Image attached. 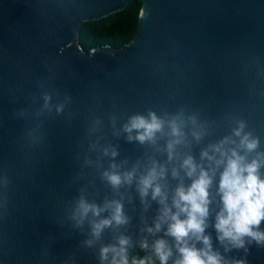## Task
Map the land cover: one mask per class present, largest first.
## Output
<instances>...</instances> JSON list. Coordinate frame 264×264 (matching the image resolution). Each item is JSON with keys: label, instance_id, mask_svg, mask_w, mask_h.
I'll return each mask as SVG.
<instances>
[{"label": "water", "instance_id": "95a60500", "mask_svg": "<svg viewBox=\"0 0 264 264\" xmlns=\"http://www.w3.org/2000/svg\"><path fill=\"white\" fill-rule=\"evenodd\" d=\"M139 1L128 44L87 52L79 44L82 27L135 0H0V264H111L113 253L102 262L101 249L119 248L121 238L128 240L127 260L150 241L147 257L161 264L153 245L163 240L171 250L166 264H176L182 257L167 234L171 221L155 230L164 205L152 189L142 198L139 181L154 164L157 171L164 166L156 183L176 212V189L196 178L183 167L188 157L214 169L202 234L211 252L221 264H264V240L245 236L243 247H234L216 228L231 150L243 163L258 161L264 179V0ZM150 111L163 118V130L154 142L129 140L123 125ZM173 118L182 122L180 137L171 136ZM241 122L242 135L258 140L252 151L234 134ZM175 139L181 142L170 160L167 144ZM205 151L223 163L202 158ZM106 171L133 178L113 187ZM81 198L101 208L119 201L127 223L94 236L92 222L110 218V210L89 212L78 224ZM254 230L264 233V219ZM184 239L188 247H207L191 233Z\"/></svg>", "mask_w": 264, "mask_h": 264}, {"label": "clouds", "instance_id": "9594fccd", "mask_svg": "<svg viewBox=\"0 0 264 264\" xmlns=\"http://www.w3.org/2000/svg\"><path fill=\"white\" fill-rule=\"evenodd\" d=\"M49 98L45 97L47 102ZM62 106L57 108V111H61ZM193 123H195V118ZM171 129V136L180 137L182 131L178 118H173L167 122ZM165 121L163 118L158 117L155 112L150 111L146 116L133 115L129 117L128 121L123 125V131L128 133L129 140H138L141 143L146 141H155L156 134L163 130ZM244 128L243 122L239 124V127L234 129V134L241 137L240 143L245 146L247 150L252 151L258 145V140L250 139V134L245 133L242 135ZM135 131V136L132 135ZM197 139H199V133H193ZM227 140V138H225ZM181 141L179 139L170 140L167 144V150L169 153V159L173 158V149L176 144ZM225 141H222L223 144ZM214 152L220 153L221 158L227 155L220 145L211 146ZM107 154V150H105ZM113 157L117 155L115 151L111 153ZM207 158L209 161H214L217 166L223 163V159H216L215 155H209L207 151L202 153V158ZM244 157L240 156L235 149L231 150V156L227 159V164L224 167V171L221 173L218 194L223 202V208L217 216L216 228L221 233L219 239L223 242L227 240L234 247H243V237H251L258 242L264 240V233L255 231L261 220L264 219V179H261L258 173L259 163L253 160L251 163H243ZM112 167H115L113 165ZM183 167L186 168V174L189 177L196 176L192 184L185 188L179 186L176 189L175 196L173 197L172 205L177 209L176 212H172V209L167 206V196L162 192L159 183H156L158 178H163L166 172L164 166H154L142 176L139 181V192L142 198L148 195L149 189H152V198L156 199L160 197L159 203L164 205L162 208V215L158 218L155 225V230L159 231L161 228V222L170 220L168 225L167 234L175 237L178 250L181 253V259L176 264H221V260L218 254L211 252V246L209 239L203 236L205 218L208 215L209 200V188L212 184V176L209 172H213L214 169L209 168L206 170L202 166H198L193 162L192 157H188L183 162ZM199 167V173L197 175V168ZM173 176L177 175L175 169L173 170ZM104 176L110 182L113 187L119 186L122 182L131 183L133 173H125L123 178L116 173L105 172ZM122 204L119 201H111L105 204L103 208L98 207L95 204L87 203L83 198L79 201L77 213L73 218L79 216L77 223H82L88 216L89 212L93 216H99L102 211L110 210V218L102 219L98 222H92L93 235L99 237L101 231L105 227H109L115 222L116 225L127 223V218L123 215ZM181 214L186 215V219H180ZM147 231L152 232V228H148ZM191 233L197 240H202L207 246L205 249H196L194 247H188L187 241L184 239ZM91 244V241L87 242ZM119 248L115 246L105 247L101 249V261L108 259V253L112 252L111 264H128L127 260V248L128 240L121 238L119 240ZM183 245V246H180ZM141 247L148 248L149 245L145 241ZM156 256L160 259L161 264H166L167 260L171 256V250L167 248L166 242L163 240H157L153 245ZM117 257L119 259H117ZM151 264L150 258L133 261V264Z\"/></svg>", "mask_w": 264, "mask_h": 264}, {"label": "trees", "instance_id": "16d2710c", "mask_svg": "<svg viewBox=\"0 0 264 264\" xmlns=\"http://www.w3.org/2000/svg\"><path fill=\"white\" fill-rule=\"evenodd\" d=\"M140 1L129 5L124 11L115 14L99 22L87 23L80 31L79 44L85 51L98 48L110 47L112 50L121 48L128 44L135 34ZM149 247H139L137 251L129 256L128 264L147 257L151 251V242L147 241Z\"/></svg>", "mask_w": 264, "mask_h": 264}]
</instances>
